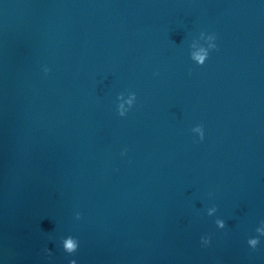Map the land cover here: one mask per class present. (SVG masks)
Listing matches in <instances>:
<instances>
[{
  "label": "water",
  "instance_id": "water-1",
  "mask_svg": "<svg viewBox=\"0 0 264 264\" xmlns=\"http://www.w3.org/2000/svg\"><path fill=\"white\" fill-rule=\"evenodd\" d=\"M261 227L264 0H0V264H264Z\"/></svg>",
  "mask_w": 264,
  "mask_h": 264
},
{
  "label": "clouds",
  "instance_id": "clouds-1",
  "mask_svg": "<svg viewBox=\"0 0 264 264\" xmlns=\"http://www.w3.org/2000/svg\"><path fill=\"white\" fill-rule=\"evenodd\" d=\"M216 36L212 35L208 37L209 41H215ZM211 48H217V45L215 43H209L208 47H201L199 50V53L196 57L197 61L201 64H203L205 62V60L208 58L209 55V49ZM136 96L135 93L130 94L127 98H125L123 96V94H121L120 96V103L118 106V112L121 116H125L129 110V108L133 105V102L135 101ZM195 132L199 133L200 136V140H203L205 137V131H204V127L202 125H198L195 129ZM215 211V209H209V214L211 215L213 212ZM217 225L220 228L224 227V221L223 220H217ZM257 232L259 233V235L257 236H252L249 237L247 240V244L252 248L255 249L257 248V246L260 244V237L264 236V227L258 228ZM200 242H201V246L202 247H206L210 244V237L205 234L202 235L200 237ZM64 247L65 250L69 253H74L77 251L78 247H79V241L72 239V238H68L67 240L64 241ZM49 249H45V252H49ZM70 264H77V261L75 259L70 261Z\"/></svg>",
  "mask_w": 264,
  "mask_h": 264
}]
</instances>
